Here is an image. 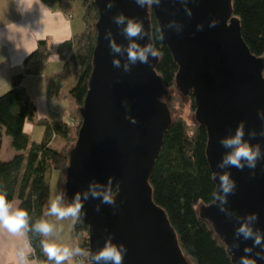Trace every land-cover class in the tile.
Instances as JSON below:
<instances>
[{"label":"water","instance_id":"obj_1","mask_svg":"<svg viewBox=\"0 0 264 264\" xmlns=\"http://www.w3.org/2000/svg\"><path fill=\"white\" fill-rule=\"evenodd\" d=\"M111 2L113 7L107 9ZM99 19L89 90L79 109L81 126L74 147L69 152L65 178V200L70 203L77 192L86 191L92 181L104 187L112 178L115 205L89 199L78 220L88 228V260L111 237L124 244L123 264H191L183 254L177 235L164 210L153 200L150 179L161 152L172 116L163 98H169L157 74L159 55L148 64L137 63L130 72L123 71L127 54H112L104 33L126 49L129 40L113 16L124 13L142 25L141 47L153 45L151 15L158 23L162 42L171 52L178 73L175 80L182 97L190 95L196 107L195 122L208 134L207 158L214 174L230 172L236 190L220 212L219 202L199 208L226 245L233 264H239L244 247L252 240L238 241L235 230L248 213L258 214L256 228L264 232V159L256 169L217 167L230 151L219 140L234 134L245 121V139L252 130L264 151V137L259 135L264 121V59L253 56L241 35V26L233 15L232 0H161L159 6L141 8L136 0H95ZM191 9L192 15L187 14ZM215 22V27H210ZM171 25V26H169ZM202 25V29L198 26ZM121 68L113 66V59ZM135 121V122H133ZM218 191L219 178L214 180ZM100 205L99 211L96 206ZM231 214V215H229ZM239 243V248L233 247ZM252 258L264 264V258Z\"/></svg>","mask_w":264,"mask_h":264},{"label":"trees","instance_id":"obj_2","mask_svg":"<svg viewBox=\"0 0 264 264\" xmlns=\"http://www.w3.org/2000/svg\"><path fill=\"white\" fill-rule=\"evenodd\" d=\"M40 1L50 9H57L66 0ZM71 1L82 5L85 28L81 34L57 48L56 54L63 62V70L48 80L46 94L49 101L58 99L67 79L78 73L69 95L79 114L89 90L99 13L95 0ZM232 7L251 54L264 59V0H232ZM151 28L154 47L159 53L156 71L164 87L172 92L176 89L179 68L160 38L158 23L153 15ZM50 56L47 42H39L37 49L24 60L23 72L12 77L10 90L0 96V153L4 136L9 138V147L15 153L7 161L0 159V187L6 190L10 203L17 202L19 208L28 211L30 225L47 211L48 175L57 172L59 186L66 176L70 151L52 148L53 139L62 138L68 146L76 143V139L70 136L72 123L69 122L39 120L36 124L43 127V137L39 142H32L25 132L26 123H35L37 108L23 81L30 76L42 75ZM171 97L167 102L169 110ZM187 98L196 112L194 98L191 95ZM207 145L205 127L195 122L193 129H190L184 121L173 120L150 179L153 200L165 211L180 248L191 264H233L226 245L211 224L199 215L201 206H210L215 202L212 193L216 190V184L207 158ZM63 197L67 204L64 194ZM72 228L74 239L83 237L80 246L88 248V228L78 219H75ZM26 235L37 263L53 264L41 248L43 237L33 231L26 232ZM86 263L90 264L88 257Z\"/></svg>","mask_w":264,"mask_h":264},{"label":"clouds","instance_id":"obj_3","mask_svg":"<svg viewBox=\"0 0 264 264\" xmlns=\"http://www.w3.org/2000/svg\"><path fill=\"white\" fill-rule=\"evenodd\" d=\"M186 2V0H185ZM136 3L141 8L147 6L151 8L153 5L159 6L161 0H136ZM113 4L109 2L107 9H111ZM187 14L192 15L191 9H187ZM113 22L117 27H121V32L129 44L124 49L118 45L115 39L112 38V32L109 29L104 33V39L108 41V48L112 54H127V63L123 65L124 72H130L131 66L137 63L148 64L149 57H157L158 51L153 45L141 47L135 42V38L142 37V25L135 19L127 17L124 13H118L113 16ZM171 26V25H169ZM202 25L198 26L202 29ZM215 27V22L210 25ZM163 39V34L160 36ZM49 59H58V55L49 57ZM113 66L121 68V61L113 59ZM261 121H264V110L258 113ZM135 122V121H133ZM245 121H241L235 129L234 134H230L219 140L222 147L230 149L223 159L217 165L220 169L236 168L243 171L245 168L253 170L252 175H255L254 170L258 162L264 159V151H262L259 143L253 144L251 141L257 137V132L252 130L248 133V139H245ZM261 137H264V127L259 132ZM219 178L218 191H213L212 198L219 202L220 212H226L224 205L228 203V197L236 190V183L231 177L230 172L217 173L214 172L213 179ZM112 178L108 180V186L104 187L97 181H92L86 191L83 193L77 192L70 203L64 204L63 195H57L55 199L49 201V207L44 216L36 220L30 225V216L26 209L13 206L7 199V192L0 187V231H7L13 236L22 237L28 231L38 233L43 239L41 240V248L48 260L53 264H71L75 256L88 255L78 244L75 246L60 244L57 242L56 226L45 217H56L58 220L66 218L78 219L84 211V203L89 199H100L101 203L115 205V199L112 196L111 190ZM100 205L96 206L99 211ZM231 215V214H229ZM258 214L255 212L248 213L241 217L242 221L235 230L237 241L242 237L243 240H252L251 246L244 247V255L239 259V264H256V259L252 258L254 249L260 248V251L255 252V257L264 258V232L256 228L258 222ZM239 248V243L233 245ZM31 250L30 243H23L17 252L16 264H28L27 256ZM127 248L124 244H117L109 237L102 249L92 254L91 259L93 264H123L124 255Z\"/></svg>","mask_w":264,"mask_h":264},{"label":"crops","instance_id":"obj_4","mask_svg":"<svg viewBox=\"0 0 264 264\" xmlns=\"http://www.w3.org/2000/svg\"><path fill=\"white\" fill-rule=\"evenodd\" d=\"M65 2L57 9H50L40 0H0V96L10 90L12 77L23 72L24 60L37 49L39 42L46 41L48 47L52 44L57 50L60 45L81 34L77 32L81 30L82 25L74 21L75 16L70 13L71 4L67 3L65 6L69 11L64 8ZM50 72V70L44 71L40 76H30L23 81L27 92L29 86H34L35 83L43 86L46 106L49 109L45 118H36L35 123L29 124V128L33 125L36 129L35 124L39 120L63 121L58 116L64 114V110H61L59 106L66 104L65 98L61 99L59 96L53 101L47 98L48 80L55 76ZM30 98L32 99L31 96ZM70 99L67 106L72 113L75 110V103L71 97ZM70 118L72 119L69 123L74 122L73 117ZM29 128L25 126L27 134H29ZM3 151L7 152L6 161L15 154L10 149L9 138L6 136L2 140L0 159ZM13 206L18 207V203H13ZM23 243H29L26 233L22 237H17L7 231H0V264H16L17 252ZM31 250L27 256L28 264H38L35 259L31 258Z\"/></svg>","mask_w":264,"mask_h":264},{"label":"rangeland","instance_id":"obj_5","mask_svg":"<svg viewBox=\"0 0 264 264\" xmlns=\"http://www.w3.org/2000/svg\"><path fill=\"white\" fill-rule=\"evenodd\" d=\"M69 3L72 5L71 7V11L70 13H72L75 18L74 21L75 22H80L82 25V28L79 33H82L84 31V23H83V16H84V9L82 7V5L79 2H74V1H66L64 8L67 9L65 6L66 4ZM69 11V9H67ZM49 43L51 44V42L49 41ZM50 47V52H51V56L57 55L56 54V50L55 47L51 44ZM50 70V73H54L55 75H58L62 70H63V62L60 59V57L58 56V59H49V64L47 66V68L45 69V71ZM78 75L77 74H73L69 79H67L66 83L64 84V87L61 91V95L60 98L62 99V97L65 98V102L66 104H63L61 106H59V108L61 110H64V114H59L58 117H60V119H63L64 122H71L70 117H73L74 122H72V128H71V137L75 138L77 140V134H78V126L81 124V119L80 116L78 114V112L76 110H74V112L71 113V110H68V106L67 103L69 101H71L70 97H69V91L70 89L75 85V76ZM41 85V84H40ZM38 83H35L34 86H29L28 88V92L29 95L32 97L33 102L36 104L37 107V118H45L47 115V111L49 110L46 106V99H45V91L43 86H40ZM6 93V92H5ZM4 93V94H5ZM3 94V95H4ZM171 99L169 100V107L171 110V116H172V120H182L184 121L187 126H189L190 129H193V127L195 126V110L192 108V103L188 98H184L182 97V95L177 91V89L172 90L171 92ZM63 98V99H64ZM64 101V100H63ZM163 102L167 103L168 102V98H163ZM72 114V116H70ZM29 124L30 122L26 123V127L29 128ZM32 131H31V129ZM29 130V134H30V139L31 141H41L42 140V135H43V127H40L39 125L35 124V128L33 127V125H30ZM32 134V135H31ZM74 144L68 146L66 141H64L62 138H54L52 143H51V147L56 149V150H62V149H66L67 151H70V149L72 148ZM67 146V147H66ZM7 152L3 151L2 152V156H1V160H5L7 159ZM66 178V176H65ZM58 173L57 172H52L51 174L48 175V183H49V199L48 201H50L51 199H55L57 195H65V179H63V181L60 182V186L58 185L59 181H58ZM64 203V201H63ZM65 204V203H64ZM48 207H49V202H48ZM47 207V210H48ZM47 212V211H46ZM46 219H48L51 223H53L56 226V230H57V242L60 244H67V245H71V246H75V245H81L83 242V237L81 238H77L74 239L73 237V222L75 221L73 218H66L64 220H58L56 217H46ZM88 237V235H87ZM81 247V246H80ZM82 248V247H81ZM83 250H85V252L89 249L88 248H82ZM84 256V255H82ZM88 257V255H87ZM86 256H84L85 260L87 258ZM80 258V256H75L71 262V264H76V261Z\"/></svg>","mask_w":264,"mask_h":264},{"label":"built area","instance_id":"obj_6","mask_svg":"<svg viewBox=\"0 0 264 264\" xmlns=\"http://www.w3.org/2000/svg\"><path fill=\"white\" fill-rule=\"evenodd\" d=\"M71 17H72V16H71ZM86 252H87V251H86ZM87 253L89 254V250H88ZM84 256L87 257V255H84ZM84 256H80V258L76 261V264H87V263H86V260H85V258H84ZM31 258L35 259V258H34V252H33V250H31Z\"/></svg>","mask_w":264,"mask_h":264}]
</instances>
